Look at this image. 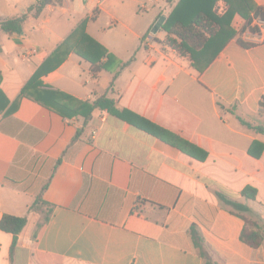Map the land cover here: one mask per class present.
<instances>
[{"label": "crops", "instance_id": "crops-1", "mask_svg": "<svg viewBox=\"0 0 264 264\" xmlns=\"http://www.w3.org/2000/svg\"><path fill=\"white\" fill-rule=\"evenodd\" d=\"M36 1L0 0V18ZM253 1L264 8V0ZM104 2L55 1L28 12L21 33L0 30V218L26 217L12 250V234L0 229V264H205L191 227L210 264H264V237L257 247L243 242L244 220L217 195L246 204V215L264 229V132L256 128H264V37L243 35L253 45L239 44L233 24L242 18L235 14V33L197 69L163 43L162 27L149 30L157 16L140 31L111 16L135 45L90 33L108 14ZM84 19L116 62L94 77L89 62L69 52L40 76L42 88L81 101L106 94L205 151L203 160L106 109L85 119L19 97ZM248 186L254 199L241 195ZM39 195L44 203L31 208Z\"/></svg>", "mask_w": 264, "mask_h": 264}, {"label": "trees", "instance_id": "trees-1", "mask_svg": "<svg viewBox=\"0 0 264 264\" xmlns=\"http://www.w3.org/2000/svg\"><path fill=\"white\" fill-rule=\"evenodd\" d=\"M54 3L55 0H37L27 8L25 13L11 18H0V30L8 34H19L23 31V23L28 16V12L39 14L48 4ZM234 14H238L242 20L246 21L242 27V32L245 30L251 31L247 27L250 19L252 17L264 19V8L256 5L253 0H177L161 25L166 33L163 43L172 48L178 55L187 58L193 67L202 69L218 53L227 38L235 33L230 25ZM151 26L149 30H152ZM242 32L238 36L236 35L237 42L244 47L252 46L253 43L242 40ZM69 52H73L89 62L90 71L94 77L103 70H110L112 64L116 62L114 55L87 33L86 20L84 19L55 51L36 68L23 85L19 97L31 98L47 108L60 112L62 115L78 114L85 119L90 117L92 110L95 108L106 109L131 125L176 146L195 159L203 160L207 156L205 151L179 134L164 129L128 109L118 108L115 101L106 94H102L92 101H81L64 92L42 88L40 76L58 66ZM124 65L125 63L118 62L119 68ZM117 72L113 74V78ZM256 128L264 132V128ZM217 195L231 213L240 216L244 220V227L240 234L241 240L252 247H257L264 237V229L260 228L255 220L246 215L249 207L222 193H217ZM241 195L248 199H254L256 189L250 186L245 187L241 191ZM39 202L44 203L40 195L31 205V208L37 209ZM135 210H137V207ZM25 223V216L11 214L1 216L0 229L12 234L11 250L14 248L17 235ZM190 233L194 244L201 249V255L206 258L205 264H210L206 253L202 250V237L194 227L190 228Z\"/></svg>", "mask_w": 264, "mask_h": 264}, {"label": "rangeland", "instance_id": "rangeland-1", "mask_svg": "<svg viewBox=\"0 0 264 264\" xmlns=\"http://www.w3.org/2000/svg\"><path fill=\"white\" fill-rule=\"evenodd\" d=\"M175 1L176 0H106L103 7L107 10L108 14L101 13L100 19L90 26L89 32L96 33V31H104V33H108L104 35V37L110 36V40L115 44L126 41L130 46L135 45L136 38H134L131 33L127 32L125 27L121 26V23L114 26L111 16H114L117 20L122 22L124 26L126 25L135 31H140L157 16L152 23V28L156 20L164 12L168 11L169 7H171Z\"/></svg>", "mask_w": 264, "mask_h": 264}, {"label": "built area", "instance_id": "built-area-1", "mask_svg": "<svg viewBox=\"0 0 264 264\" xmlns=\"http://www.w3.org/2000/svg\"><path fill=\"white\" fill-rule=\"evenodd\" d=\"M58 2H67L69 0H55ZM105 0H96L97 5H101ZM244 20L239 19L236 20L235 23L233 24L234 28L238 31V32H242V27L245 25ZM247 27L249 29H251V31L249 30H245L242 32V36H262L264 37V19H262L261 17H252L247 25ZM260 110L262 112H264V94L261 96L260 99Z\"/></svg>", "mask_w": 264, "mask_h": 264}, {"label": "water", "instance_id": "water-1", "mask_svg": "<svg viewBox=\"0 0 264 264\" xmlns=\"http://www.w3.org/2000/svg\"><path fill=\"white\" fill-rule=\"evenodd\" d=\"M165 17L161 15L155 22L154 26L152 27V31L155 32L158 28L161 27L162 23L164 22Z\"/></svg>", "mask_w": 264, "mask_h": 264}]
</instances>
